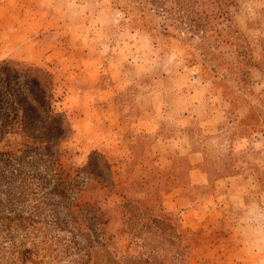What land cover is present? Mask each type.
Here are the masks:
<instances>
[{
  "label": "rangeland",
  "instance_id": "obj_1",
  "mask_svg": "<svg viewBox=\"0 0 264 264\" xmlns=\"http://www.w3.org/2000/svg\"><path fill=\"white\" fill-rule=\"evenodd\" d=\"M3 59L53 74L65 174L94 150L112 166L108 187L85 179L108 220L92 264H264V0H0ZM6 140L0 260L74 264L53 180ZM124 196L175 229L132 240Z\"/></svg>",
  "mask_w": 264,
  "mask_h": 264
},
{
  "label": "trees",
  "instance_id": "obj_2",
  "mask_svg": "<svg viewBox=\"0 0 264 264\" xmlns=\"http://www.w3.org/2000/svg\"><path fill=\"white\" fill-rule=\"evenodd\" d=\"M219 12L230 20L226 6L223 10L220 7ZM56 101L51 72L23 61L0 60V142H10L6 139L21 135L26 147L24 154L31 155L30 158L38 166L44 164L49 180H53L50 194H55L58 198L57 204L64 208L66 216V220H61L58 225L71 227L68 230L71 233V244L66 251L75 255L74 264H92L94 243L99 237L104 239L103 226L108 220L103 221L102 212L84 197V187L88 184L85 179L89 183L95 182L108 187L107 182L113 181L112 166L102 153L94 150L87 163L77 169L74 176L65 174L55 150L70 126L65 115L56 111ZM14 155L12 152L0 151V161L12 165ZM30 175L34 179L35 171ZM141 207L138 201L124 196L122 209L126 218L123 232L132 240L139 237L143 230L149 233L155 230L154 233L165 237L162 226L175 229L171 222L161 216L144 214ZM81 214L84 215L83 218L80 217ZM11 219L8 215L0 216V225L4 226ZM139 220L143 221V226L139 225ZM20 253L19 259L12 258L6 262L0 260V264H19V260L24 264L32 259L30 248H25Z\"/></svg>",
  "mask_w": 264,
  "mask_h": 264
}]
</instances>
